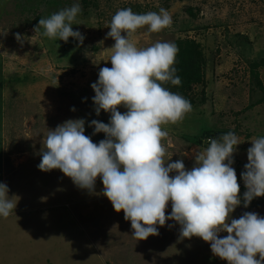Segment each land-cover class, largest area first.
Returning a JSON list of instances; mask_svg holds the SVG:
<instances>
[{"label":"rangeland","instance_id":"obj_1","mask_svg":"<svg viewBox=\"0 0 264 264\" xmlns=\"http://www.w3.org/2000/svg\"><path fill=\"white\" fill-rule=\"evenodd\" d=\"M77 3L81 12L72 27L85 37L82 44L34 31L39 19ZM126 8L137 14L164 8L172 18L158 33L138 29L131 37L137 47L189 39L203 52L204 93L201 84L194 86L192 111L162 126L169 133L162 141L165 161L183 160L191 169L194 153L208 147L209 138L234 132L241 142L232 164L241 205L232 218L245 212L264 217V196L243 206L241 178L251 140L264 137V0H0V182L17 203L6 222L0 216V264H227L202 239H181L174 221L137 241L123 211L103 195L99 177L89 193L60 170L37 167L49 129L69 119H84L94 143L105 139L89 127L92 120H110V113L96 115L91 84L100 68L112 66L115 41L105 38L107 26Z\"/></svg>","mask_w":264,"mask_h":264},{"label":"clouds","instance_id":"obj_2","mask_svg":"<svg viewBox=\"0 0 264 264\" xmlns=\"http://www.w3.org/2000/svg\"><path fill=\"white\" fill-rule=\"evenodd\" d=\"M80 12L81 6L74 4L39 19L34 31L42 28V37L65 43L72 37L82 44L85 37L72 27ZM171 25V15L164 8L143 14L126 8L112 16L105 37L115 41L109 59L112 66L100 68L98 80L91 84L96 115L110 113V120H92L89 127L94 128L93 135L104 133L105 139L94 143L85 135L84 119H69L49 129L37 167L42 172L58 169L89 193L95 191L99 177L103 195L117 213L123 211L137 241L159 235L157 226L174 221L180 225L181 239H202L227 264H264V217L245 212L232 218L241 205L240 184L232 167L233 154L241 144L238 136L229 131L209 138L208 147L194 153L191 169L183 160L165 161L162 141L169 133L162 126L177 124L192 111L190 101L163 86L181 83L174 66L178 48L167 41L140 48L131 37L145 26L158 33ZM16 39L21 41V35L16 34ZM120 107L126 111L122 113ZM251 144L241 173L245 208L264 196V137L253 138ZM8 193L7 184L0 182L4 218L17 207ZM169 202L171 213L166 215ZM220 233L227 235L221 238Z\"/></svg>","mask_w":264,"mask_h":264},{"label":"trees","instance_id":"obj_3","mask_svg":"<svg viewBox=\"0 0 264 264\" xmlns=\"http://www.w3.org/2000/svg\"><path fill=\"white\" fill-rule=\"evenodd\" d=\"M178 52L175 58L176 75L181 79L180 85H172L171 83L163 85L173 93L182 95L185 99L194 105V92L193 87L202 85V95L204 93V75H202V49L201 45L195 40L178 39L175 41ZM220 132H217L219 135ZM209 136V133H205ZM195 144L199 145L200 142L196 141Z\"/></svg>","mask_w":264,"mask_h":264},{"label":"crops","instance_id":"obj_4","mask_svg":"<svg viewBox=\"0 0 264 264\" xmlns=\"http://www.w3.org/2000/svg\"><path fill=\"white\" fill-rule=\"evenodd\" d=\"M3 220L6 222V218L3 217ZM0 224H1V220H0ZM1 226V225H0ZM7 227H5L4 229H6ZM1 230V229H0ZM1 232V231H0ZM13 232V231H11ZM70 232H72V230H70Z\"/></svg>","mask_w":264,"mask_h":264}]
</instances>
